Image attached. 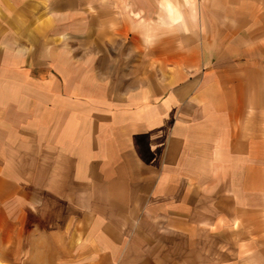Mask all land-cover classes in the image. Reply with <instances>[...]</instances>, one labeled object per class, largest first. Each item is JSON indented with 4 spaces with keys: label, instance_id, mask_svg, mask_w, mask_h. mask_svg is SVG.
<instances>
[{
    "label": "crops",
    "instance_id": "0c3cea01",
    "mask_svg": "<svg viewBox=\"0 0 264 264\" xmlns=\"http://www.w3.org/2000/svg\"><path fill=\"white\" fill-rule=\"evenodd\" d=\"M0 264H264V0H0Z\"/></svg>",
    "mask_w": 264,
    "mask_h": 264
}]
</instances>
